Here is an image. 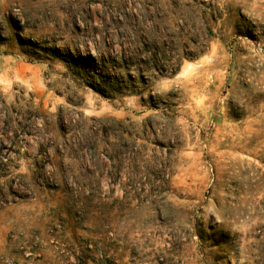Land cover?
<instances>
[{"label":"rangeland","instance_id":"374dc122","mask_svg":"<svg viewBox=\"0 0 264 264\" xmlns=\"http://www.w3.org/2000/svg\"><path fill=\"white\" fill-rule=\"evenodd\" d=\"M138 36L173 74L77 76ZM2 101L0 264H264V0H0Z\"/></svg>","mask_w":264,"mask_h":264},{"label":"trees","instance_id":"16d2710c","mask_svg":"<svg viewBox=\"0 0 264 264\" xmlns=\"http://www.w3.org/2000/svg\"><path fill=\"white\" fill-rule=\"evenodd\" d=\"M123 24L125 23L120 22V25ZM165 35L168 37L170 34L169 32H165ZM166 36L155 39V48L151 53L152 58L147 55V43L143 46V49H140L142 36H138L135 38V45L138 47L135 48V51L129 52L126 48H123L121 51L112 49L106 59L100 56L99 63L93 61L92 63L85 64L82 72L76 68L74 70L76 69L77 76L85 80L97 93L113 99L114 97L123 95L124 91H129L123 86L122 73L124 71L126 72L125 75L129 77L130 70L134 68L137 75L139 73L138 78H143V75H146L149 69L158 74L174 73L171 65V63L174 64L173 59L166 55V52L161 49L160 45L158 46V43L163 45L168 42L164 40ZM62 60L69 63L68 59ZM106 63L112 65L111 69H114L112 70L113 72L115 71L114 73H111L109 68L106 67ZM1 105L4 109V119H0V123H2V135L9 140H17V138L25 136L33 138V135L41 130V124L48 126V128L51 127V124L45 120L44 115L40 114L39 111H28L27 115L24 116L15 105H8L5 101H2Z\"/></svg>","mask_w":264,"mask_h":264}]
</instances>
